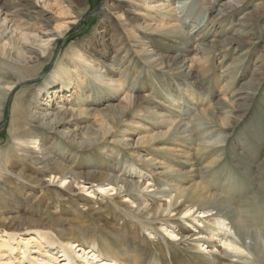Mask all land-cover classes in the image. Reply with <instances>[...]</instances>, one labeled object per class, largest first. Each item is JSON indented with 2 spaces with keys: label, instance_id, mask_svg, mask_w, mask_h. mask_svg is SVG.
Here are the masks:
<instances>
[{
  "label": "rangeland",
  "instance_id": "obj_1",
  "mask_svg": "<svg viewBox=\"0 0 264 264\" xmlns=\"http://www.w3.org/2000/svg\"><path fill=\"white\" fill-rule=\"evenodd\" d=\"M118 1L0 0V16L12 15L25 33L36 36L49 25L63 35L35 63L20 68V75L34 77L17 84L0 111V264H255L252 250L237 255L227 246L237 242L228 220L180 208L156 212L172 192L187 196L206 189L237 210L250 236L264 232V0H240L228 14L205 16L201 12L213 0H201L196 14L189 4L179 14L182 23H198L193 31L184 24L188 36H143L132 29L138 43L124 30L139 23L137 4ZM196 44L203 50L189 69L182 51ZM14 46L20 60L29 56ZM142 46L149 56L139 53ZM73 54L120 86L98 88L85 81L71 93L57 84L56 94H41V103L61 97L75 107L81 98L86 101L80 115L65 117L61 131L16 121L17 95L33 98L57 63H73ZM19 74L0 67V84L15 83ZM126 93L131 108L119 100ZM153 111L179 120L187 138H162L167 126L144 116ZM23 125L37 137L34 144L25 136L9 139L12 128ZM122 129L130 131V144L143 138L138 149L117 142ZM75 136L86 142L79 145ZM162 146L171 149L168 158L161 156ZM43 148L63 173H103L123 183L112 190L106 183L50 178L31 156ZM148 156L173 169L163 179L170 186L140 162ZM252 203H258L256 217L246 213ZM260 240L264 245V236Z\"/></svg>",
  "mask_w": 264,
  "mask_h": 264
},
{
  "label": "bare ground",
  "instance_id": "obj_2",
  "mask_svg": "<svg viewBox=\"0 0 264 264\" xmlns=\"http://www.w3.org/2000/svg\"><path fill=\"white\" fill-rule=\"evenodd\" d=\"M38 1L41 2L43 0H36L37 3ZM36 2L34 4L35 7H37ZM118 2L131 5L135 2L137 4L135 5L133 14L137 17L139 23H137L135 28H124L130 38L135 39V42H137L138 40V35L135 34L132 29L136 30L138 34L143 36L156 35L161 38L173 36L180 39L188 36V32L184 31V24H189L188 26L190 31H193L198 26V23L192 22V20L187 22L186 20H183L182 23V17L179 16V14H184V12H186L185 9L189 4L194 5L192 12L196 14L197 9H199L198 7L201 4V0H119ZM239 3L240 0H213V3H211L208 11H202L201 14L203 13L204 16L207 13L228 14L229 12H232L235 8H237ZM194 23L196 25H194ZM70 24H72V22ZM62 37L63 35L58 31V28L51 27L49 25H44L36 36H31L18 29L16 21L14 20L12 15L2 13V16H0V67L10 68L19 74L20 68L23 69L22 66L28 67V65L35 63V61H37L45 54L47 48L52 42H55ZM14 44L19 45L18 49L24 50L29 54V56L24 58L23 60H20L18 57V53L15 51ZM142 47L139 49V53L149 56L151 51L148 50V48L145 46ZM202 47V44H196L193 45L191 50L182 51L183 53H187L184 55V59L182 61L183 66L192 69L196 63V60H198L197 53L199 49L201 48V50H203ZM188 54H191V56ZM71 59L73 65H70V63L67 62L57 63L58 67L55 70L53 68V70H51L45 76L38 94L33 96V98H28V100H26L25 98H23L24 93H19L17 95L15 102L12 105V114L16 113L18 117L16 121H21L22 119L24 123L25 121H28V123L31 125L34 124L36 126H41L53 131H61V129L68 122L66 121L65 117H77L78 115H80L79 112L83 111L84 109L81 107L85 105L86 101L81 98L75 107L71 106L72 102L69 99H62L61 97L58 103H54V100L47 101L46 99L44 100L45 102L41 103V94L44 97L47 96L46 98H49V94H56V92L58 91L54 86L57 84H65L64 92L71 93L74 86L76 87L78 86V84L79 86H82L85 81H89L92 84L97 85L98 88H105L107 86H110L108 85L110 83L114 86H120L117 83H114L116 80H113L106 76H101L100 74H96L98 71L94 70V68L90 64V61H88L81 54H73ZM33 77L32 75H26L24 77L19 74L18 77H16L15 83L11 85L0 84V111L4 108L6 100L14 90L15 86L23 81L30 80ZM50 98L53 99V97ZM119 100L124 103L125 108H131L132 100L130 96L127 95V93L121 95ZM32 102H34L35 104L34 107H32L30 104ZM135 116L138 117L142 115L136 114ZM144 116L153 120L160 119V121H157L155 123L156 126H167V131L161 134L162 138L176 140L187 138L185 136H182L183 133H185V130L181 129L182 124L179 120L171 116H166V114H161V112L154 111L149 112ZM122 126L125 127L126 123H124ZM26 130L27 129L24 128V125L23 127L15 126L12 128L11 132H9L10 134L8 135V137L13 141H18L22 138V140H24L25 136L26 138H28V141L26 140L27 142L34 144L37 137L33 135L31 131ZM129 133L130 131L127 129L120 130L118 135L121 138L117 140V142L120 143L123 147L136 150L139 148L141 142L143 141V138L138 137L133 144H130V140L126 138L128 137ZM76 138L79 139L80 142H82L78 143L79 145L86 142V140H84L82 136H78ZM19 143L21 142L19 141ZM21 149L22 147H17L16 150L21 151ZM159 151L162 153L161 156L166 157V154H169V152H171V149L162 146L161 148H159ZM135 153L137 152L135 151ZM31 156L35 164L42 165L41 170L48 173L50 175V178L52 176L54 177V179L59 178L60 182H64L66 181V179H71L75 182L85 180L88 181L89 184H98V187H101L106 183L107 185L105 188H111L112 190H115V188H117L119 184L123 183L122 180L119 179V177L109 174L100 173L98 175H92V173H87L84 174V176H78L73 173H63L59 165L54 162L53 156L49 153V151H47L46 148L41 149L39 152H37L36 149L32 150ZM139 160L143 165L147 167V169L152 171L153 175L157 178V180H159L160 184L164 186H170V184L167 182L168 180L166 181L163 179L173 175V169L165 166V164L156 159L155 156L154 158L148 156L140 158ZM172 161L175 163L177 162L176 160ZM129 187L130 186H128L127 188ZM131 187L132 189H134V185H132ZM171 194H173V196L169 198V203H167V205L163 207H160L158 210L159 212L157 211L156 215H161V213L169 211L173 212L177 209L179 210L180 208V212H185L184 214H188L192 210L195 211V213L200 214L212 213L210 217L214 216L216 221L223 222L228 220L230 230L232 231L233 236L236 238L237 242L232 241L231 245L227 244V246L230 247L231 250L237 255H241L243 249H246L248 251L252 250L255 257V264H264V252L262 249L264 245L260 240V235L264 236V232L259 234L254 232L253 235L250 236V232H248V227L246 225L247 221L238 216L237 210L232 205L227 203L223 199L222 195L219 196L212 194L206 189H203L200 193L189 194L187 196L180 195L177 192H172ZM257 206L258 203L250 204V207L246 210V213L251 212L250 216L256 217L257 215L255 214L254 210ZM180 212H177L178 215L181 214ZM249 238L251 240V244L247 246L245 242ZM122 255L125 256V254ZM238 260L245 261L246 263L251 262L246 258H238Z\"/></svg>",
  "mask_w": 264,
  "mask_h": 264
}]
</instances>
